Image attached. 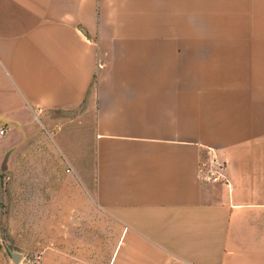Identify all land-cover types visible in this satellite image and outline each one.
Instances as JSON below:
<instances>
[{
  "label": "crops",
  "instance_id": "0c3cea01",
  "mask_svg": "<svg viewBox=\"0 0 264 264\" xmlns=\"http://www.w3.org/2000/svg\"><path fill=\"white\" fill-rule=\"evenodd\" d=\"M32 118L94 122L93 159L21 157L43 192L94 173L63 206L99 237L53 233L51 264H264V0H0V121Z\"/></svg>",
  "mask_w": 264,
  "mask_h": 264
},
{
  "label": "rangeland",
  "instance_id": "374dc122",
  "mask_svg": "<svg viewBox=\"0 0 264 264\" xmlns=\"http://www.w3.org/2000/svg\"><path fill=\"white\" fill-rule=\"evenodd\" d=\"M71 116L77 117L78 113L66 116V118ZM19 121H15L14 125L4 120L0 121V129L6 130L7 133L0 144V264H16L9 251L21 256L19 264H51L53 233L57 234L59 231L65 233L77 229L79 233L91 234L93 239L99 237L101 230L98 227L97 217L93 216L91 226L85 231L83 226H79V221H76L79 216H83L79 214L78 208L69 209L63 206V204H67L68 207L79 206L80 200L83 202L90 199L89 193L94 200V173H92L89 193L83 192V187L77 178L74 182H70L72 179L65 177H61V185H66L67 188L69 186L72 188L73 184L79 185V196L64 186H60L57 192H43L38 178L22 176L21 157L27 153L29 155L28 167L35 171L36 154L49 151L38 141L44 134L60 155V168H63L65 158L57 149L53 138L65 152L69 154L82 152L88 157L91 153L93 159L95 153L94 122L91 124L90 121L81 123L77 120L76 122L66 121L68 123H63L61 133L54 137L56 128L43 130L40 127L41 123H37L34 118H32L33 124L30 127L20 128ZM93 165L92 161V169ZM67 172L75 176L71 169L67 171L66 168L65 174ZM67 200H73V202L68 204ZM55 204L63 206L61 211L69 212L71 218L75 220H72L73 218L64 220L70 223L66 226L53 225L51 223L52 206ZM80 222L83 223L82 220ZM91 260L93 264L96 263L95 258Z\"/></svg>",
  "mask_w": 264,
  "mask_h": 264
},
{
  "label": "built area",
  "instance_id": "2783aa9c",
  "mask_svg": "<svg viewBox=\"0 0 264 264\" xmlns=\"http://www.w3.org/2000/svg\"><path fill=\"white\" fill-rule=\"evenodd\" d=\"M6 130L0 129V144L6 137ZM225 164L221 162L216 156L210 159L203 165V172L206 174L205 179L208 182L217 183L226 179L225 176Z\"/></svg>",
  "mask_w": 264,
  "mask_h": 264
},
{
  "label": "water",
  "instance_id": "95a60500",
  "mask_svg": "<svg viewBox=\"0 0 264 264\" xmlns=\"http://www.w3.org/2000/svg\"><path fill=\"white\" fill-rule=\"evenodd\" d=\"M9 253H10V256H11L12 260H13L16 264H19V263H20V260H21V256L18 255V254L13 253V252H11V251H9Z\"/></svg>",
  "mask_w": 264,
  "mask_h": 264
}]
</instances>
